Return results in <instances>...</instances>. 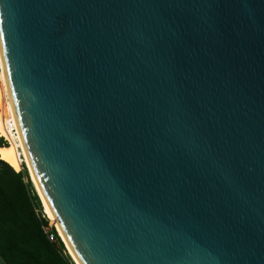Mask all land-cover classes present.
<instances>
[{
	"label": "water",
	"instance_id": "95a60500",
	"mask_svg": "<svg viewBox=\"0 0 264 264\" xmlns=\"http://www.w3.org/2000/svg\"><path fill=\"white\" fill-rule=\"evenodd\" d=\"M0 59L75 264H264V0H0Z\"/></svg>",
	"mask_w": 264,
	"mask_h": 264
},
{
	"label": "trees",
	"instance_id": "16d2710c",
	"mask_svg": "<svg viewBox=\"0 0 264 264\" xmlns=\"http://www.w3.org/2000/svg\"><path fill=\"white\" fill-rule=\"evenodd\" d=\"M0 137V146H5ZM16 171L0 159V258L4 264H75L49 219L22 163Z\"/></svg>",
	"mask_w": 264,
	"mask_h": 264
},
{
	"label": "bare ground",
	"instance_id": "6f19581e",
	"mask_svg": "<svg viewBox=\"0 0 264 264\" xmlns=\"http://www.w3.org/2000/svg\"><path fill=\"white\" fill-rule=\"evenodd\" d=\"M0 135L2 137H5L9 142L8 145L0 146V159L8 163L18 172L21 171V164H22L21 162L24 161L26 163L27 167L31 172V177L35 183V187L38 191L39 197L43 202V206L45 210L44 213L46 212L52 223L55 225V219L38 189L37 183L35 181L34 175L29 165V160L24 148L21 133L19 131V126L17 123L15 111L13 109V105L11 102L9 88L4 71V65L1 59H0ZM19 149H21V152H19ZM56 226L59 230L60 237L62 238L63 242L67 247V251L73 256V253L70 247L68 246L65 237L61 232V229L59 228L58 224H56ZM76 262L78 263L77 260Z\"/></svg>",
	"mask_w": 264,
	"mask_h": 264
},
{
	"label": "rangeland",
	"instance_id": "374dc122",
	"mask_svg": "<svg viewBox=\"0 0 264 264\" xmlns=\"http://www.w3.org/2000/svg\"><path fill=\"white\" fill-rule=\"evenodd\" d=\"M0 137L5 141L6 145L9 144L8 140H7L5 137H2L1 135H0ZM19 152H21V149H19ZM22 160H23V158H22ZM22 160H21V161H22ZM23 165H25V167H26V169H27L26 163H25L24 161H23ZM21 166H22V164H21ZM21 170H22V167H21ZM27 171H28V169H27ZM28 173H29V172H28ZM42 205H43V204H42ZM43 208H44V206H43ZM44 211H45V210H44ZM45 214H46V212H45ZM46 215H47V214H46ZM47 218L50 220V218L48 217V215H47ZM49 224H50V226H53V223H52L51 220L49 221ZM67 253L69 254L68 251H67ZM0 264H4L2 260H0Z\"/></svg>",
	"mask_w": 264,
	"mask_h": 264
},
{
	"label": "built area",
	"instance_id": "2783aa9c",
	"mask_svg": "<svg viewBox=\"0 0 264 264\" xmlns=\"http://www.w3.org/2000/svg\"><path fill=\"white\" fill-rule=\"evenodd\" d=\"M21 163H23V162H21ZM45 216H46V214L44 213L43 217H45ZM49 221H50V220H49ZM51 227H55V228H56V225L53 224V226L44 227V231H45L46 234H48V238H49V240H50L51 242H54V241H55V238H54L53 235L50 234V228H51ZM56 230H57V228H56ZM57 232H58V231H57ZM58 235H59V234H58Z\"/></svg>",
	"mask_w": 264,
	"mask_h": 264
},
{
	"label": "crops",
	"instance_id": "0c3cea01",
	"mask_svg": "<svg viewBox=\"0 0 264 264\" xmlns=\"http://www.w3.org/2000/svg\"><path fill=\"white\" fill-rule=\"evenodd\" d=\"M0 260H1V258H0Z\"/></svg>",
	"mask_w": 264,
	"mask_h": 264
}]
</instances>
